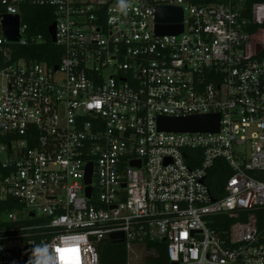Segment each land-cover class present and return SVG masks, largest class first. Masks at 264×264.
Here are the masks:
<instances>
[{"label":"built area","instance_id":"obj_1","mask_svg":"<svg viewBox=\"0 0 264 264\" xmlns=\"http://www.w3.org/2000/svg\"><path fill=\"white\" fill-rule=\"evenodd\" d=\"M242 1L0 0V264L41 241L100 264L114 233L125 264H264V29ZM27 6L52 12L56 65L21 57L45 42ZM158 7L181 9L179 34H156ZM210 115L216 132L157 128Z\"/></svg>","mask_w":264,"mask_h":264},{"label":"trees","instance_id":"obj_2","mask_svg":"<svg viewBox=\"0 0 264 264\" xmlns=\"http://www.w3.org/2000/svg\"><path fill=\"white\" fill-rule=\"evenodd\" d=\"M258 5H264V0H243L241 3V15L249 21L250 33H254L258 29H264V20L254 22L253 24L251 23L253 8ZM24 10L26 11V17L23 22L28 25L29 32L33 35L41 34L44 37L45 42L43 44L21 48V57L44 62L48 65H56L59 61L61 50L51 42L48 35V27L54 21L51 10L28 6ZM219 163L220 162H217L216 167L209 172L211 175L210 182L212 181L216 185H221L224 177L229 173L226 169L223 170V173H219L220 170H217V165H219ZM97 251L100 264H125V251L123 244L104 238L99 242Z\"/></svg>","mask_w":264,"mask_h":264},{"label":"water","instance_id":"obj_3","mask_svg":"<svg viewBox=\"0 0 264 264\" xmlns=\"http://www.w3.org/2000/svg\"><path fill=\"white\" fill-rule=\"evenodd\" d=\"M182 11L180 8L158 7L155 14V32L157 35L179 34L182 31ZM2 26L9 40L17 39L18 17L6 15ZM48 34L52 42H55V24L48 27ZM157 128L168 132H216L218 130V115L188 117V118H164L157 119ZM86 183H89V175ZM89 192V189H87ZM89 195V194H88ZM109 239L116 243L122 242V234L114 233Z\"/></svg>","mask_w":264,"mask_h":264},{"label":"clouds","instance_id":"obj_4","mask_svg":"<svg viewBox=\"0 0 264 264\" xmlns=\"http://www.w3.org/2000/svg\"><path fill=\"white\" fill-rule=\"evenodd\" d=\"M132 7V0H117V8L124 15H127ZM2 250L3 248L0 246V251ZM25 255L28 257L25 264H60V258L57 253L44 241L34 244L26 251ZM12 264H16V261H13Z\"/></svg>","mask_w":264,"mask_h":264},{"label":"snow or ice","instance_id":"obj_5","mask_svg":"<svg viewBox=\"0 0 264 264\" xmlns=\"http://www.w3.org/2000/svg\"><path fill=\"white\" fill-rule=\"evenodd\" d=\"M56 251L61 254V264H78V261L66 260L63 255L64 253H78V247H69L64 249L57 248Z\"/></svg>","mask_w":264,"mask_h":264},{"label":"rangeland","instance_id":"obj_6","mask_svg":"<svg viewBox=\"0 0 264 264\" xmlns=\"http://www.w3.org/2000/svg\"><path fill=\"white\" fill-rule=\"evenodd\" d=\"M264 12V11H263Z\"/></svg>","mask_w":264,"mask_h":264}]
</instances>
